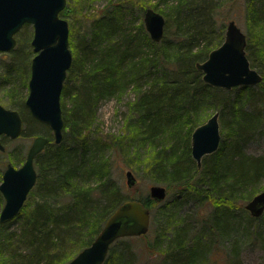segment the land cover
Wrapping results in <instances>:
<instances>
[{"label":"trees","instance_id":"obj_1","mask_svg":"<svg viewBox=\"0 0 264 264\" xmlns=\"http://www.w3.org/2000/svg\"><path fill=\"white\" fill-rule=\"evenodd\" d=\"M176 1L172 37L163 35L158 42L151 40L142 20L132 26V20L125 18L128 13L112 3L90 23V0L80 1L88 14L78 38L76 26L69 22L72 63L60 98L63 137L54 143L48 127L50 141L34 159L37 179L28 194L36 200L31 207L25 201L16 216L0 224V264H64L92 242L108 215L127 199H137L149 208L150 227L140 236L150 238L147 249L152 253H163L161 263L240 264L237 238L250 233L253 222L264 224V212L253 217L242 203L259 192L258 184L264 178V155H249L243 149L262 117L251 102L264 101L263 89L253 91L254 86L264 84V0H246L245 33L247 58L262 80L256 85L232 87L238 93L233 98L228 90L203 82L195 65L222 41L223 33L216 43L211 40L216 5L212 0ZM156 5L152 7L155 10ZM66 13L65 8L59 15ZM223 28L224 23L221 31ZM18 53L27 56L23 48L10 50L5 78L17 68L21 73L27 71ZM129 89L134 93L128 102L134 117L131 139L151 148L146 171L175 194L167 202L131 194L127 185L107 175L111 161L96 155L105 142L121 153L129 149L119 135L102 139L90 134L97 103L119 99ZM11 104L19 107L24 122L21 134L41 124L30 115L25 100L12 98ZM209 105L217 108L222 126L233 140H223L198 166L191 155V133L201 124ZM2 140L7 141L6 136ZM194 197L205 203L207 210H195L191 222L173 223V212ZM14 220L17 228L8 230ZM261 224L253 232L256 238L262 237ZM190 227L195 230L191 236L187 234ZM135 237L115 240L102 264H137L130 245ZM4 255L7 257L1 258Z\"/></svg>","mask_w":264,"mask_h":264},{"label":"water","instance_id":"obj_2","mask_svg":"<svg viewBox=\"0 0 264 264\" xmlns=\"http://www.w3.org/2000/svg\"><path fill=\"white\" fill-rule=\"evenodd\" d=\"M65 5L66 0H0V52L14 48L15 34L25 24L33 27L30 44L34 55L30 61L25 105L33 118L49 126L54 143H60L63 137L64 120L60 97L72 63L69 25L59 15ZM143 23L151 40L158 42L162 39L165 18L160 12L152 7L145 8ZM246 41V34L233 19L229 20L221 44L211 49L204 60L195 64L202 72V81L225 89L259 83L262 75L250 65L245 50ZM23 125L17 109L0 103V136L14 139L21 134ZM220 140L219 112L215 111L191 133V155L198 166L204 155L218 149ZM48 142L47 136L36 135L27 149L23 163L18 168L7 164L0 182V193L4 199L0 209V224L16 216L24 205L37 179L34 159ZM3 149L0 140V150ZM125 178L128 187L136 182L130 169L125 171ZM148 195L160 202L166 198L167 189L160 184H152ZM244 207L251 216L260 217L264 212V187ZM149 226V208L137 199H127L108 215L92 242L64 264H102L115 240L145 234Z\"/></svg>","mask_w":264,"mask_h":264},{"label":"rangeland","instance_id":"obj_3","mask_svg":"<svg viewBox=\"0 0 264 264\" xmlns=\"http://www.w3.org/2000/svg\"><path fill=\"white\" fill-rule=\"evenodd\" d=\"M79 1V2H77ZM82 0H66V8L67 13L62 18L66 19L69 25V22H73L76 26V30L74 35L78 38V35L82 33L83 24L82 20L85 15L88 14V10L85 7V4H80ZM214 3L215 10L213 12V16L215 17V30L211 37L212 44L216 43L219 38V34L223 33L226 28V24L229 20H234L236 24L240 27V29L247 33V25H246V0H212ZM112 3L116 8L120 11L128 13L126 15V20H132V26H137L141 20L143 21V11L147 7H153L156 5V11L160 12L165 18V27H164V36L167 38L172 37L171 33L175 29L173 27L172 18H174V7L173 5L177 4L176 0H90V23L95 19L94 16H98L101 13V10L105 9L106 6H111ZM82 5V6H81ZM112 7V6H111ZM142 9V10H141ZM141 10V14L139 13ZM68 14V15H67ZM166 15V16H165ZM166 18L169 19V22L166 21ZM224 23V28L221 31V25ZM144 24V23H143ZM20 36H18V41L16 40V44L14 48L20 47L26 50L27 56L23 55V53H18L17 58L22 60L21 62L24 64V70L27 69L26 72H22L17 68L16 72L9 78H5V70L7 65L11 61V54L9 55V51L0 52V103L8 108L19 109L16 106H12L11 101L12 98L20 102V100H25L28 94V80L30 76V61L33 57L34 53L32 51V46L30 44V40L33 35V27L31 24H26L23 26L20 31ZM147 32V31H146ZM16 33V34H17ZM148 33V32H147ZM15 34V39H16ZM149 35V34H148ZM222 38V41H223ZM20 40V41H19ZM217 42V47L221 42ZM71 50V46L69 45ZM212 48V49H213ZM160 51V48H155ZM12 50V49H11ZM256 85V84H255ZM15 87V88H14ZM14 88V89H13ZM225 89V88H223ZM264 91V84L261 87L254 86V92H260V90ZM228 90V94L233 98L237 93V90L234 88L225 89ZM15 95L13 96L12 93ZM133 92L129 89L121 98H108L100 100L96 105V110L93 115V123L90 127V134L92 138H99L111 135H119L120 139H123L125 142H128V150L124 153H121L119 148H112L107 142L104 144L103 151H98L96 155L101 158L103 161H111V166L107 163L108 169L106 171L107 175H109L112 179H114L118 184L122 186H126V178L125 171L130 169L134 173L136 178V182L133 186L128 187V190L131 194L143 195L147 196L149 192V186L152 184H160L166 187L165 183L157 182L153 179L152 175H150L146 171V160L151 154V148L148 145L141 147L132 141V130L133 125L130 110L128 109V102L133 98ZM244 96V95H243ZM242 96V97H243ZM264 96V95H263ZM264 98V97H263ZM67 106V98L63 99ZM259 99L252 101V105L257 107V111H260L261 114V122L257 127V130L251 133V136L244 143V152L249 155L259 156L264 155V101ZM263 101V102H262ZM250 103V104H251ZM249 104V105H250ZM208 109L205 110L204 116L202 118V122L206 121V119L215 111H218L217 108H213L212 105L206 107ZM19 111V110H18ZM203 114V113H202ZM226 117V116H225ZM41 123V122H39ZM46 129V131H45ZM48 126L44 123L38 124L34 126L32 132H29L26 129V133L20 134L17 138L11 139L7 138L5 142L6 151L0 152V170L5 166L7 162L18 166L21 165L25 159L26 152L28 147L30 146L33 138L36 135H44L49 136ZM219 130L221 135L220 143L225 140L227 142H231L233 138L228 136V130L224 129L222 126L221 120L219 118ZM66 131V130H65ZM50 135L52 137V131L50 130ZM126 144V143H124ZM126 150V149H125ZM148 150L151 151L148 154ZM259 185V191L264 187V178L261 179ZM0 196L3 198L2 194ZM175 194L169 192L167 189V196L164 199V202L172 200ZM36 200L33 196L29 195L26 202L27 206L31 207L33 202ZM242 202L243 205L246 203ZM1 203V202H0ZM4 203V200L0 204V209ZM199 210L200 212H205L207 210L206 204L199 202L197 198H189L186 202H183L182 206H179L178 210L173 212V223L182 224V222L186 219V221L191 222L193 219L192 215L195 214L194 211ZM204 214V213H203ZM241 214V217L245 224V215ZM151 219V216H150ZM151 221V220H150ZM262 223V222H261ZM260 222H253L252 227L249 228L250 233L246 235H241L237 238L238 247H239V258L240 264H264V230L261 232L262 237L256 238L254 237L253 232L258 228L261 224ZM261 225H264L263 223ZM18 226V221H13L8 225V230H14ZM193 226V224H192ZM195 226V223H194ZM250 226V225H249ZM196 228V227H195ZM187 233L191 236L194 233V229ZM149 237L153 236V232L148 233ZM150 238H148L147 234L144 236L135 237L130 245L132 246L135 254H136V263L137 264H164L162 262V252H151V249H147L150 244ZM163 244H161L160 248ZM230 243L228 246L230 247ZM7 255H4L1 258H5Z\"/></svg>","mask_w":264,"mask_h":264},{"label":"flooded vegetation","instance_id":"obj_4","mask_svg":"<svg viewBox=\"0 0 264 264\" xmlns=\"http://www.w3.org/2000/svg\"><path fill=\"white\" fill-rule=\"evenodd\" d=\"M51 130V129H50ZM2 136H5V135H2ZM2 136H1V141H2V143H3V145H4V149L3 150H0V152H5L6 151V147H5V142L6 141H3L2 140ZM6 138H8L9 139V137L8 136H6ZM8 163H10V162H7L6 164H5V166L0 170V182L2 181V175H3V172H4V170L6 169V167H7V164ZM11 164V163H10ZM13 165V164H12ZM15 168H18L20 165H18V166H15V165H13Z\"/></svg>","mask_w":264,"mask_h":264}]
</instances>
